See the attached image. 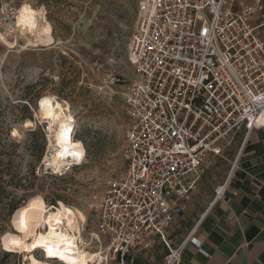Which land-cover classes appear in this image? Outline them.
Listing matches in <instances>:
<instances>
[{
  "label": "built area",
  "instance_id": "built-area-1",
  "mask_svg": "<svg viewBox=\"0 0 264 264\" xmlns=\"http://www.w3.org/2000/svg\"><path fill=\"white\" fill-rule=\"evenodd\" d=\"M128 42L126 169L97 206L106 260L134 263L161 242L179 264L193 238L168 236L212 156L264 126V0H140ZM118 78L113 75L111 82ZM239 149L216 201L239 167Z\"/></svg>",
  "mask_w": 264,
  "mask_h": 264
},
{
  "label": "rangeland",
  "instance_id": "rangeland-1",
  "mask_svg": "<svg viewBox=\"0 0 264 264\" xmlns=\"http://www.w3.org/2000/svg\"><path fill=\"white\" fill-rule=\"evenodd\" d=\"M139 2L0 0V33L6 36L0 38V264H27L25 253L7 251L1 240L16 231L15 212L37 196L83 212V243L107 257V241L93 234L99 235L97 206L103 192L127 165L124 98L136 77L128 42ZM24 3L44 11L53 27L51 44H34V34L16 29L17 8ZM51 95L70 103L76 120L73 145L83 157L63 173L47 164L51 124L38 115L40 103ZM28 120L34 126H26ZM217 157H210L202 175L216 184L225 180L232 154L226 149ZM33 254L44 258L42 249ZM103 264L117 263L105 258ZM130 264L146 261L139 257Z\"/></svg>",
  "mask_w": 264,
  "mask_h": 264
},
{
  "label": "crops",
  "instance_id": "crops-1",
  "mask_svg": "<svg viewBox=\"0 0 264 264\" xmlns=\"http://www.w3.org/2000/svg\"><path fill=\"white\" fill-rule=\"evenodd\" d=\"M241 144L239 167L231 175L226 194L214 201ZM228 149L232 165L225 180L217 184L204 180L207 170L185 200L184 211L170 224L168 236L176 244L193 238L179 264H264V126L248 135L242 132ZM167 253L159 242L136 258L146 264H166Z\"/></svg>",
  "mask_w": 264,
  "mask_h": 264
},
{
  "label": "bare ground",
  "instance_id": "bare-ground-1",
  "mask_svg": "<svg viewBox=\"0 0 264 264\" xmlns=\"http://www.w3.org/2000/svg\"><path fill=\"white\" fill-rule=\"evenodd\" d=\"M15 26L24 34H34L31 40L34 44L49 45L54 41L53 27L46 20L44 11L27 3L17 8ZM1 36L6 38L3 33H0ZM40 104V119H46L51 124L52 136L46 161L49 166L63 173L71 165L81 164L83 159L73 145L76 120L70 103L61 102L55 96H47ZM26 126H34V122L28 120ZM14 134H18V131L15 130ZM14 215L13 226L16 231L2 237V246L7 251L25 253L27 264H53L51 258L64 264L104 263L106 257L102 252H93L88 243H83L86 215L80 210L67 206L63 201L49 205L44 198L37 196ZM93 235L96 239L100 238L98 234ZM49 248L55 255H49ZM39 249L43 250L44 258H37L33 254ZM61 256L64 258L61 259Z\"/></svg>",
  "mask_w": 264,
  "mask_h": 264
},
{
  "label": "snow or ice",
  "instance_id": "snow-or-ice-1",
  "mask_svg": "<svg viewBox=\"0 0 264 264\" xmlns=\"http://www.w3.org/2000/svg\"><path fill=\"white\" fill-rule=\"evenodd\" d=\"M49 255H55V253L53 252V250L51 248L48 249ZM64 257L61 256V259H63Z\"/></svg>",
  "mask_w": 264,
  "mask_h": 264
}]
</instances>
